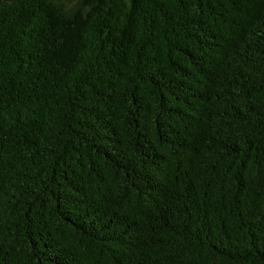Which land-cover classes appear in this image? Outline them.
I'll return each instance as SVG.
<instances>
[{
  "label": "trees",
  "instance_id": "obj_1",
  "mask_svg": "<svg viewBox=\"0 0 264 264\" xmlns=\"http://www.w3.org/2000/svg\"><path fill=\"white\" fill-rule=\"evenodd\" d=\"M0 264H264V0H0Z\"/></svg>",
  "mask_w": 264,
  "mask_h": 264
},
{
  "label": "rangeland",
  "instance_id": "obj_2",
  "mask_svg": "<svg viewBox=\"0 0 264 264\" xmlns=\"http://www.w3.org/2000/svg\"><path fill=\"white\" fill-rule=\"evenodd\" d=\"M72 5H73V3H70V4L68 5V7H72Z\"/></svg>",
  "mask_w": 264,
  "mask_h": 264
}]
</instances>
